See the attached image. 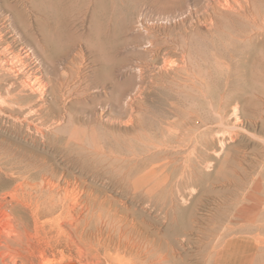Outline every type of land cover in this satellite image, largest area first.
<instances>
[{
	"label": "rangeland",
	"instance_id": "374dc122",
	"mask_svg": "<svg viewBox=\"0 0 264 264\" xmlns=\"http://www.w3.org/2000/svg\"><path fill=\"white\" fill-rule=\"evenodd\" d=\"M13 1L39 36L46 34L47 48L76 44L88 63L87 79L103 82L94 95L115 91L122 105L105 110L104 124L114 135L91 124L81 129L90 143L100 136V144L126 159L97 166L91 155L74 154L69 163L58 155L70 184L61 179L60 204L47 224L51 237L40 240L42 264H224L231 238L253 240L254 223L264 222V35L236 49L234 22L222 18V27L211 26L206 0ZM149 40L154 57L143 53ZM229 92L242 96V120L216 123L226 131L224 144L219 136L215 149L198 152L200 162L189 171L186 159L173 158L175 133L182 129L192 143ZM130 93L128 108L123 102ZM130 116L137 122L125 124ZM70 133L77 135L75 128ZM162 142L168 150L157 154L153 143ZM233 218L254 230L229 233ZM135 242L148 246V256L124 251ZM254 258L252 264H264V249Z\"/></svg>",
	"mask_w": 264,
	"mask_h": 264
},
{
	"label": "bare ground",
	"instance_id": "6f19581e",
	"mask_svg": "<svg viewBox=\"0 0 264 264\" xmlns=\"http://www.w3.org/2000/svg\"><path fill=\"white\" fill-rule=\"evenodd\" d=\"M205 5L211 26L220 25L222 18L234 22V28L238 30L230 42L236 49L240 44L254 42L264 35V21L259 22L258 18L259 10L264 11V0H206ZM236 21L247 26L238 27ZM38 33L17 1L0 0V264H42L44 251L40 240L51 237V228L47 224L54 222L53 214L60 204L61 179L66 185L70 184L69 174L61 173L58 155L68 163L74 154L91 155L97 166H102L107 159L111 164L126 159L125 155L112 154L105 144H100L102 138L99 135L98 143H90L88 133H82L81 129L91 124L102 129L103 133L114 135L116 129L107 127L103 119L107 107L110 111L121 110L120 95L111 90V96H95L94 92L99 91L102 81L94 77L93 81H90L91 77L87 79L88 63L76 44L72 43L61 51L54 45L47 48L45 42L48 37L46 34L41 37ZM154 45L153 41H147L144 47L149 48L143 53L154 57ZM146 67L149 69L148 64H145V70ZM140 70L142 73L144 67ZM195 79H198L197 74L193 75ZM226 95H221L217 109L213 108L211 113L213 116L203 120L201 129L199 125L192 143L185 140L182 129L175 133L173 158L186 159L189 164L185 166L189 171L191 166L200 162L198 152L212 150L219 136L224 144L226 131L218 130L216 123L227 127L233 120H242V96L236 97L231 92ZM230 95L235 101H229ZM133 98V93H130L123 104L131 108ZM97 107L101 110L98 111ZM193 118L198 117L194 115ZM134 122L136 119L130 116L125 124ZM74 128L76 136L70 133ZM162 144L169 143H153L157 154L168 150ZM131 160L128 159L129 162ZM170 161L172 164L174 159ZM176 167L174 165L173 168ZM64 189L67 190L66 187ZM261 194L264 196V187ZM233 223L228 228L229 233L239 234L255 228L257 234H254L252 243L245 237L235 235L231 238L223 251L224 264H252L256 254L264 249V235H261L264 222L254 223V228L248 224L239 226L234 218ZM141 244L129 243L123 249L134 257H146L148 246L142 247ZM38 252H42L41 256ZM110 262L107 263L113 264ZM62 264L73 263L65 260Z\"/></svg>",
	"mask_w": 264,
	"mask_h": 264
}]
</instances>
